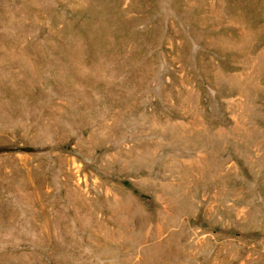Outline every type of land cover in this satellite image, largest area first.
<instances>
[{
  "label": "rangeland",
  "instance_id": "1",
  "mask_svg": "<svg viewBox=\"0 0 264 264\" xmlns=\"http://www.w3.org/2000/svg\"><path fill=\"white\" fill-rule=\"evenodd\" d=\"M0 264H264V0H0Z\"/></svg>",
  "mask_w": 264,
  "mask_h": 264
}]
</instances>
